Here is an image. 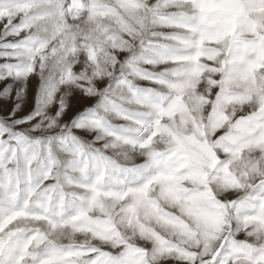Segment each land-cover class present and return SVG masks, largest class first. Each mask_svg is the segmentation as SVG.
<instances>
[{"label":"snow or ice","instance_id":"6c2138e0","mask_svg":"<svg viewBox=\"0 0 264 264\" xmlns=\"http://www.w3.org/2000/svg\"><path fill=\"white\" fill-rule=\"evenodd\" d=\"M0 82V264H264V0H0Z\"/></svg>","mask_w":264,"mask_h":264},{"label":"rangeland","instance_id":"374dc122","mask_svg":"<svg viewBox=\"0 0 264 264\" xmlns=\"http://www.w3.org/2000/svg\"><path fill=\"white\" fill-rule=\"evenodd\" d=\"M3 82H0V86H2ZM39 84L38 79L30 80L29 83V101L31 102L32 95L34 92L35 87ZM71 103V108L68 112V115L65 117L66 119H69L72 114H74L77 110H79L86 101L81 99L79 95L75 92H73V95L69 98ZM93 101H87V103H92Z\"/></svg>","mask_w":264,"mask_h":264}]
</instances>
